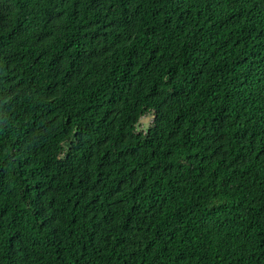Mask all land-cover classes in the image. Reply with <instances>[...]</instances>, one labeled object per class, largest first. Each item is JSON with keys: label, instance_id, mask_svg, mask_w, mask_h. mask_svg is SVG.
Segmentation results:
<instances>
[{"label": "trees", "instance_id": "1", "mask_svg": "<svg viewBox=\"0 0 264 264\" xmlns=\"http://www.w3.org/2000/svg\"><path fill=\"white\" fill-rule=\"evenodd\" d=\"M0 264H264V0H0Z\"/></svg>", "mask_w": 264, "mask_h": 264}, {"label": "rangeland", "instance_id": "2", "mask_svg": "<svg viewBox=\"0 0 264 264\" xmlns=\"http://www.w3.org/2000/svg\"><path fill=\"white\" fill-rule=\"evenodd\" d=\"M153 119H154L153 114H148L145 117H143L139 122L138 125L139 129L146 130L149 127V125L152 123Z\"/></svg>", "mask_w": 264, "mask_h": 264}]
</instances>
